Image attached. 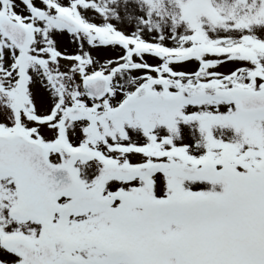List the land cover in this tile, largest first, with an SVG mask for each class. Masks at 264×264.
Wrapping results in <instances>:
<instances>
[{
  "label": "snow or ice",
  "instance_id": "snow-or-ice-1",
  "mask_svg": "<svg viewBox=\"0 0 264 264\" xmlns=\"http://www.w3.org/2000/svg\"><path fill=\"white\" fill-rule=\"evenodd\" d=\"M0 264H264V0H0Z\"/></svg>",
  "mask_w": 264,
  "mask_h": 264
}]
</instances>
